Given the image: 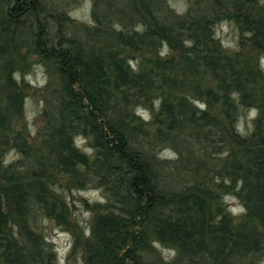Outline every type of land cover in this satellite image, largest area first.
<instances>
[{
  "label": "trees",
  "instance_id": "1",
  "mask_svg": "<svg viewBox=\"0 0 264 264\" xmlns=\"http://www.w3.org/2000/svg\"><path fill=\"white\" fill-rule=\"evenodd\" d=\"M190 1L184 12L174 11L167 0H133L114 13L115 20L101 21L94 15L105 33L104 46L96 50L86 46L81 31L48 0H0V62L4 67L0 76V264H32L36 256L42 260L39 264H46L44 260L54 264L52 253L44 250L43 235L31 226L34 206L46 217L59 219L62 213L64 218L66 198L61 195L60 202L53 200L48 187L47 174L52 170L63 173L77 190L96 183L107 194L86 246L89 264H157L147 259L149 239L170 247L176 262L199 264L206 243L198 184L190 181L185 188H172L165 177L168 162L157 152L176 136L190 141L202 136L203 129L211 133L223 129L219 120L196 106L202 92L192 73L193 63L215 81L222 94L221 110L238 145L243 143L237 126L240 114L250 107L256 113L253 133L244 146L246 159L236 158L229 169L240 175L244 214L263 233L259 238L252 226L241 223L232 230L221 221L220 246L240 257L252 256L254 248L262 241L264 245V83L249 63L224 53L214 33L217 22H238L250 34L253 46L264 52V4ZM159 42L170 48L169 57L156 59L153 69L146 72L129 48L144 49ZM118 46L132 54L135 68L117 54ZM27 57L40 61L48 74L46 122L35 148L20 134L12 137L23 103L14 74ZM174 71L196 78V88L167 74ZM154 76L160 77L159 83L155 84ZM253 82H260V92ZM157 85L162 93L154 94ZM140 108L155 122L153 132L132 113ZM75 135L88 141L91 154L78 150ZM9 146L24 156L30 148L38 152L41 164L33 177H16L10 171L11 164L3 161ZM176 153L183 155L179 149Z\"/></svg>",
  "mask_w": 264,
  "mask_h": 264
},
{
  "label": "rangeland",
  "instance_id": "2",
  "mask_svg": "<svg viewBox=\"0 0 264 264\" xmlns=\"http://www.w3.org/2000/svg\"><path fill=\"white\" fill-rule=\"evenodd\" d=\"M129 1L133 2V0H48L53 9L55 8L60 13L65 14L71 20L74 29L81 31L86 46L96 50H101L104 46L102 43L105 33L102 34L104 29L97 24L94 15L98 16L101 21L106 18L115 20L114 13L118 12L119 9L127 8ZM255 1L264 4V0ZM167 4L174 11L184 12L187 6L191 5V1L167 0ZM214 33L221 50L230 56H236L243 60L244 64L249 63L260 82L264 83V52L253 46L250 34L244 30L241 24L223 20L214 26ZM124 48L118 46L115 50L123 59L129 60V66L135 68L136 62L130 59L132 54H125ZM129 49L134 52L135 58H139L141 61L139 64L146 72L153 69V63L156 59H167L171 51L164 42L153 43L144 49L138 46H130ZM126 50L128 51L127 48ZM23 62L25 64L19 66L16 69L18 71L14 74L22 90L23 103L20 106L15 125H13L12 137L20 134L22 138L27 140L29 147L35 148L42 140V127L46 122L43 117V110L45 109L47 93L45 87L48 84V74L36 58L27 57ZM0 68L2 71L0 76H3L2 62H0ZM192 68V73L198 78L199 86L197 89L202 92L201 101L196 103L197 108L206 110L208 114L219 120L223 129L215 133L203 129L202 136L190 141L185 140L184 135L176 136L173 140L168 139V142L164 143L165 147L157 151L161 159L168 162V172L165 177L171 180L169 184L174 185L172 188L181 186L185 188L188 185L185 182L190 181L198 184L197 195L200 197L199 202L203 209L202 219L205 223L206 243V253L203 258L198 259L199 264H264L263 241L259 247L254 248L255 254L252 256L237 257L230 250L220 246V243L223 242V233L219 226L221 221H225L232 230L241 223L248 227L252 226L256 229L259 238L260 234L263 233L262 227H259L254 219L246 217L244 214L239 193L240 175L229 169L236 158L240 161L243 158L246 159L244 146L253 133L252 120L256 113L250 107L249 111L240 114L237 126L243 143L238 145L233 139L226 115L221 110L222 94L217 90L215 81L202 66L197 67V63H193ZM167 74L170 77H179L188 86L196 88V78L189 77L190 74L186 73L185 76H179L178 72L175 71ZM154 77L156 78L155 84L159 83L158 78L160 77ZM260 82L251 83L258 92L261 88ZM153 90L154 94L162 93V89L158 85ZM176 96L180 97L181 95L177 93ZM132 113L135 116H140L142 121L150 125V129L148 128L150 132L155 130V122L150 121L148 112L140 108L132 111ZM261 124L263 125L262 132H264V119ZM214 137L217 139L214 140ZM73 141L80 152L91 154L92 150L88 141L79 135H75ZM10 147L3 153V161L11 164L10 171H13L16 177H33V171L41 164L38 161V152L30 148L27 156H24ZM177 149L182 151L181 157L176 153ZM194 161L202 165L196 166L193 164ZM47 178L52 199L60 202L61 195L66 198L67 209L64 218L62 213H60L59 219L46 217L40 207L34 206L32 212L35 214L32 219L34 226L30 225L36 232L43 235L44 250L52 253L54 264H89L86 262V246L91 238L93 220L99 213L100 206L107 203V194L96 183H89L77 190L74 185L66 181L64 174L57 170L48 173ZM25 180L27 179H24V182ZM168 182L166 180V183ZM13 233L19 241L17 230L14 229ZM153 240L149 239L147 245V259L149 261L153 260L157 264H183L184 260L175 261V253L170 247L162 243H155ZM32 258L34 259L32 264H39L42 261L39 256ZM44 261L47 264V260Z\"/></svg>",
  "mask_w": 264,
  "mask_h": 264
}]
</instances>
